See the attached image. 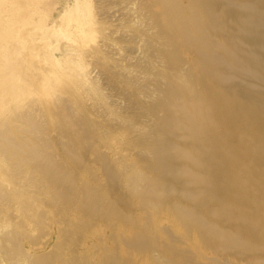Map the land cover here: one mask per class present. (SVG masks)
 Instances as JSON below:
<instances>
[{
	"label": "bare ground",
	"instance_id": "bare-ground-1",
	"mask_svg": "<svg viewBox=\"0 0 264 264\" xmlns=\"http://www.w3.org/2000/svg\"><path fill=\"white\" fill-rule=\"evenodd\" d=\"M179 1L156 0L154 4L161 9L154 18L158 36L169 46L161 55L176 70L166 78L163 89L157 88L162 91L159 98L141 107L152 118L147 132L134 134L136 127L121 123L117 126L121 133L134 134L124 141L121 135L110 133L102 114L91 112L83 99L86 90L81 81L66 75L50 96L32 72L28 76L37 97L29 100L30 110L17 117L26 124L25 132L40 135L29 133L26 138L11 133L9 137L6 130L10 128L4 120L0 122L1 127L7 126L0 139L12 157L43 186L32 195L28 190L20 192L13 180L2 177L5 183L0 181V193L10 204L8 210L11 203L27 209L29 196L36 200L61 223L59 243L67 242L70 252L59 258L51 252L42 254L31 264H138L131 260L133 253L145 260L142 264H264V241L255 240L264 230L260 213L264 211V0H187L186 5ZM0 3L6 8L5 13L0 10V97L6 100L8 79L16 87L27 69L41 68L53 80L60 73L42 64L48 56L36 26L21 27L17 38L12 35L20 9L36 5V0ZM217 4L222 8L217 9ZM185 13L189 15L173 19ZM181 48L193 54L192 67L198 76L177 70ZM62 58L70 64L74 61L70 54ZM217 84L230 86L232 95L224 99ZM36 106L45 120L37 117L32 109ZM11 122L15 126L16 121ZM4 130L8 137L2 134ZM111 140L120 141L118 150L109 146ZM104 148L107 151L101 150ZM137 148L140 152L136 154ZM122 150L135 154L133 163L119 155ZM87 162L98 166L99 174ZM139 162L141 170L136 168ZM117 191L115 200L112 196ZM169 192L184 196L183 202L170 203L169 216L197 234L196 245L166 229L162 232L167 240L143 234L147 223L123 212L136 203L145 211L147 205L165 200ZM242 208H249L251 224L258 225L255 234L249 226L251 230H239L244 216L230 222L231 215ZM30 218L38 223L33 215ZM99 219L104 230L127 231L131 226V234H110L112 251L97 252L95 248L93 255L101 259L95 261L78 245L83 228ZM233 226L251 238L237 240L239 244L230 240L228 232ZM218 233L222 242L216 240ZM233 244L245 247L228 251ZM205 249L210 258L200 255Z\"/></svg>",
	"mask_w": 264,
	"mask_h": 264
},
{
	"label": "rangeland",
	"instance_id": "rangeland-1",
	"mask_svg": "<svg viewBox=\"0 0 264 264\" xmlns=\"http://www.w3.org/2000/svg\"><path fill=\"white\" fill-rule=\"evenodd\" d=\"M155 2L156 0H47L45 2L36 0V5L21 8L18 18L13 22L15 24L12 26L13 37L17 38L18 33L16 32L21 27L36 26L40 31L45 52L48 56V60L42 61V64L49 65L58 71L60 78L56 77L57 73L55 71L54 76L56 78L53 80L48 71L41 68H32L25 70L21 81L22 85L18 84L15 87L12 80L8 79L6 94L9 98L5 100L0 97V122L3 124L5 121L6 124H4L10 130H6L7 126L5 125L1 127L0 124V132L5 129L9 132V137L11 133L14 136L19 137L21 135V137L26 138L30 137V134L34 137L40 135V132H25L26 124L20 122L17 117L28 112L30 110L29 100L37 97L34 83L28 76L29 72H32V76L38 79L39 86L43 91L48 89V95L50 96L54 94L56 88L62 85L61 78L66 79L64 78L66 75L70 76L68 78H76L81 81V85L84 86L82 88L86 90L83 99L88 107L92 108L91 112L95 113L96 111L102 114L110 133L121 135L124 141H130V137L135 133L147 132L150 129L152 118L149 114L142 113L141 107L159 98L162 91L157 88L163 89L167 84L165 83L166 78H170L172 71L176 70L170 66L169 60L161 55V51H164V48L168 50L169 46H165L162 38L158 36V27L154 22V18L156 14L161 13V9L154 5ZM179 2L186 5L187 0H180ZM217 6V9L222 8L220 4H217ZM0 10L2 13L6 12L3 3H0ZM186 15H189V13L174 16L173 19H183ZM180 50L178 56H181V58L180 62H177V70L181 72L189 70L194 76H198V70L192 67L193 54L186 52L184 48ZM66 54H70V57L74 59L73 63L70 64L67 60L64 61L62 57ZM37 57L34 54V58ZM40 63L39 65H41ZM18 67L22 69L21 62ZM74 84L78 86L76 82ZM177 85L185 86L182 83H177ZM216 87L224 91V99L232 95L230 86L217 84ZM22 88L26 92H23ZM261 94L264 96V92ZM14 104L18 106L12 107ZM38 108L39 106H36L32 109L37 113ZM37 117L41 121L45 120L41 114ZM11 120L16 121L15 126L18 125L16 128H14V123ZM121 123L136 127L134 134L121 133L117 128ZM7 132L2 133L4 137H8ZM120 144V141H109V146L117 150L121 146ZM182 147L187 148L188 146ZM101 150L107 151L105 148ZM134 152L137 154L140 151L137 148ZM119 155L123 156L127 162H134L135 154L130 155L122 150ZM110 158H113V156H110ZM88 165L99 174L100 169L98 166L90 163ZM138 165L136 168L141 170L142 163L139 162ZM2 177L13 180L20 192L28 190L32 195L43 187L35 181V177L27 174L20 161L12 157L11 150L8 149L1 138L0 181L5 183ZM29 184L32 187H28ZM45 185L50 187L46 182ZM3 186H6V184ZM1 194L0 264H31L34 259L36 260L35 257L38 258L49 252L56 258L70 255L67 249L68 243H59L62 238L58 235V229L62 225L52 216L50 210L43 211L45 208L30 196L28 197L29 207L27 209L24 210L17 204L11 203V208L8 210L10 204ZM112 197L116 200L118 191ZM183 197L175 192H169L165 200L156 202L154 206L147 205L145 211L143 208L138 207V203L132 204L133 201H136L134 199L130 202L132 206L123 212L139 223H147L148 230L143 234L150 233L151 237L155 236L157 240H167L162 232L166 229L172 235L179 236L180 239L183 236V240H189L193 245H196L198 243L197 234L192 230H185L174 221L175 219L170 217V203L181 202ZM127 198H130L129 195H126ZM145 213L147 214L146 218L143 217ZM260 213L264 219V211L261 210ZM32 215L37 219V224L30 220ZM242 216H244V219L239 222L241 228L239 230H242V228L250 229L249 227H251L255 234V228L258 225L251 224L249 208H242L237 214H232L230 222ZM100 224L102 222L99 219L95 220L92 225L83 228V236L80 239V245H78L80 250L88 252L87 257L90 260H101L98 256L93 255L95 248H97V252L102 250L109 253L112 251L109 242L110 234H118V236L123 234L124 237H130L128 235L131 234V226L128 227L130 229L127 231L122 230V228H115L110 231L109 228L102 229ZM239 230L234 226L229 229L230 240L239 244L237 240H249L251 238V235L246 231L241 233ZM102 240H105V242ZM216 240L222 242L220 233L216 235ZM255 240L264 241V230H261L258 239ZM181 243V246H183V242ZM244 247L245 245L236 246L233 244L232 248H227V250L233 251L234 248ZM118 250L120 251L121 247ZM200 255L204 256L203 259L212 256L210 251L206 249L204 252H200ZM136 256L133 253L131 260L135 259L134 261L138 264L145 262L141 256Z\"/></svg>",
	"mask_w": 264,
	"mask_h": 264
}]
</instances>
